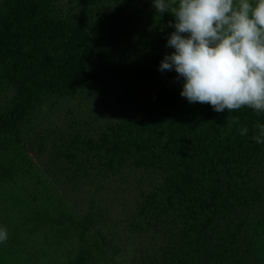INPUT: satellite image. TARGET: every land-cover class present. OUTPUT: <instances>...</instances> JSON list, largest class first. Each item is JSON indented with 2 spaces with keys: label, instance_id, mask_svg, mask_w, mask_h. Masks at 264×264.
I'll use <instances>...</instances> for the list:
<instances>
[{
  "label": "rangeland",
  "instance_id": "rangeland-1",
  "mask_svg": "<svg viewBox=\"0 0 264 264\" xmlns=\"http://www.w3.org/2000/svg\"><path fill=\"white\" fill-rule=\"evenodd\" d=\"M7 1L0 0V25ZM120 2L42 0L52 14L91 25L108 20ZM174 31L171 14L158 13L153 0H136L130 17L107 35L105 61L76 94L46 93L0 134V228L8 233L0 264H149L161 248L166 173L136 165L134 156L109 170L84 141L155 107V73L174 52L166 46ZM3 74L0 67V123L17 98ZM252 226L264 261V223Z\"/></svg>",
  "mask_w": 264,
  "mask_h": 264
},
{
  "label": "trees",
  "instance_id": "trees-1",
  "mask_svg": "<svg viewBox=\"0 0 264 264\" xmlns=\"http://www.w3.org/2000/svg\"><path fill=\"white\" fill-rule=\"evenodd\" d=\"M135 2L121 0L108 20L91 25L52 14L42 0H8L0 67L17 98L0 134L16 128L46 93L76 94L105 61L107 35L130 17ZM155 76L161 89L153 109L84 141L109 170L134 156L136 165L166 173L158 231L164 239L149 264H264L252 226L264 223V144L253 140L264 113L247 106L216 112L209 104L189 103L175 69ZM245 127L248 133L241 135ZM156 199L148 196L149 203Z\"/></svg>",
  "mask_w": 264,
  "mask_h": 264
},
{
  "label": "clouds",
  "instance_id": "clouds-1",
  "mask_svg": "<svg viewBox=\"0 0 264 264\" xmlns=\"http://www.w3.org/2000/svg\"><path fill=\"white\" fill-rule=\"evenodd\" d=\"M158 13L174 18L167 47L174 52L161 71L184 80L180 95L189 103L209 104L216 112L245 106L264 113V0H153ZM238 122V118H235ZM253 136L264 144V124ZM248 129L241 128L246 135ZM0 228V243L6 242Z\"/></svg>",
  "mask_w": 264,
  "mask_h": 264
}]
</instances>
